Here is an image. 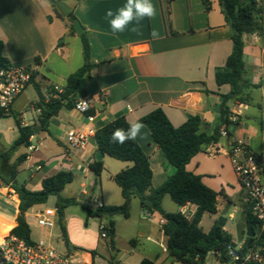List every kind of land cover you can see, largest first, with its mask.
I'll use <instances>...</instances> for the list:
<instances>
[{"label":"crops","instance_id":"obj_1","mask_svg":"<svg viewBox=\"0 0 264 264\" xmlns=\"http://www.w3.org/2000/svg\"><path fill=\"white\" fill-rule=\"evenodd\" d=\"M52 1L0 0V40L4 44V56L11 66L32 67L34 76L29 85H33L36 91L39 88L40 92L37 91L38 97L33 100L25 97L23 92L4 117L15 120L16 116L22 125L25 123L23 126L37 129L29 147L21 146L12 151L11 147L19 136L17 124L16 128L7 126V130L16 134L8 144L3 141L0 127V233L9 230L4 237L11 235L20 214V200L13 184L41 191L45 178L59 171H70L74 179L64 188L62 195L75 199V204L83 202V210L96 196L106 207L124 203L121 188L117 184V188L112 184L106 186L103 175L108 172L109 181L115 182L113 177L133 163L112 161L103 154V172L98 187L99 182L90 169L99 151L94 136L86 150L73 153L66 142L68 130L92 131L95 135L98 129L117 117H125L128 123L137 120L143 123L144 116L160 108L174 127L183 125L189 116L201 117L205 123L204 131L210 136L219 124L223 98L231 92L229 84L219 86L216 82L217 70L225 66L233 51V29L226 21L220 0H153L156 16L142 20L136 31H132L130 25L122 33L112 32L106 12L109 9L115 12L125 0H61L71 7L90 44L93 67L87 74L90 78L86 97L92 99L88 112H94V119L88 120V115L77 109L63 108L44 129L39 123L37 104L48 95L57 97L59 93L54 86L63 90L68 77L84 65L81 37L72 32L67 17L59 16ZM261 23V33L244 37L245 79L253 87L245 90L249 96L247 103L228 102L232 120L240 119L228 131L231 138L242 139L252 151L264 155V16ZM154 30L158 34L156 38L151 35ZM129 105L132 111L128 110ZM26 110H31L33 124L26 121ZM142 134V138L135 141L149 158L152 188L158 189L175 170L163 160L161 150L146 126ZM212 147L220 151L211 154L209 149ZM228 147L229 140L221 136L220 141L195 155L186 169L201 176L203 183L218 194V212L203 215L202 230L209 232L218 219L225 218L224 230L231 235L235 247L243 248L248 237L247 232L241 230L245 218L244 192L227 154ZM22 155H26V159L16 165ZM13 171H16L14 177ZM94 187L98 188V194ZM169 199L166 195L162 200L166 212L184 211L188 218L196 212V205L178 206L175 203L172 206ZM44 208L35 207L25 213L31 235L32 223L28 218ZM70 209L71 206L64 212L69 250H86L93 256L98 242L88 235L96 234L100 222L108 219L97 218V222L86 219L83 229L85 214ZM143 213L140 200L134 198L130 216L125 219L130 227L138 221L136 237L130 240V249L119 252L115 264H140L143 259L156 264H181L168 253L160 224L162 217L150 213L151 217L147 218ZM240 213H243L241 219L238 218ZM113 218L110 219L113 221ZM113 223L114 239H117L119 227L115 221ZM78 232L83 236L80 237ZM112 250L116 251V248ZM209 257L218 264L214 255L207 257V264H213L208 262Z\"/></svg>","mask_w":264,"mask_h":264},{"label":"trees","instance_id":"obj_2","mask_svg":"<svg viewBox=\"0 0 264 264\" xmlns=\"http://www.w3.org/2000/svg\"><path fill=\"white\" fill-rule=\"evenodd\" d=\"M208 2V0H205ZM52 4L61 16L57 8V0ZM221 7L225 14L226 21L233 29V51L228 57L223 68L216 72V82L219 86L229 84L230 94L224 96L220 105L221 118L212 135H207L204 131L205 123L199 116H189L186 122L180 127H174L169 121L164 111L160 108L142 118L143 124L149 129L153 140L161 150L162 158L174 168V173L158 189L152 188L153 173L150 167L149 158L136 141H128L120 145L112 142V132L117 128L127 129L128 121L120 116L112 122L103 126L95 132L94 140L98 150L111 158L131 162L133 165L122 170L113 177L115 183L121 188L124 203L120 206H107L103 209L93 211L90 207L84 209L88 218L108 219L107 227L109 237L114 239V223L110 219L115 215H122L124 218L130 216V205L134 198H138L144 212L158 213L164 223L162 229L166 237L168 253L181 264H206L207 257L214 254L219 262L228 260L227 246L233 245L231 235L224 230L225 218L218 219L209 232H204L200 227V222L205 213L214 215L218 212V194L208 188L202 181L201 176L195 175L186 169L192 158L203 151L212 143L221 139V128L224 126L228 137L231 135L228 129L237 125L240 121L237 118L231 120V110L228 102L237 100L242 103L248 102V95L245 90L253 87L246 79V64L244 61V37L255 33H261L263 26L260 17V6L258 0H220ZM71 23L72 32H76L73 22L77 20L73 12L67 17ZM83 44L84 65L67 79L63 91L52 97L48 102L41 98L37 108L41 109L39 123L47 129L51 118L58 115L63 108L76 109V102L86 97L87 82L89 72L93 65L90 62V44L86 32L80 34ZM4 44L0 40V69L10 66L9 60L3 53ZM34 76V75H33ZM39 92V88H37ZM40 93V92H39ZM94 112H87L92 115ZM7 113L0 108V119L6 117ZM19 136L11 147L12 151L21 146L29 147L31 137L34 136V128L23 126L21 121L15 116ZM26 155L17 159V164L22 163ZM90 169L99 182L103 172V161H93ZM16 171H13V177ZM74 175L70 171H59L47 177L42 182L41 191H31L25 186L13 184L16 190L20 205V214L17 217V226L11 231L12 235L18 236L27 243H33L31 238V228L25 219V213L32 208L44 206L51 196L56 197L57 223L61 226L62 236L68 249L70 242L67 237L64 225L65 209L76 203L75 199L66 198L62 195L64 188L73 182ZM168 195L178 206L188 203L196 205L197 209L191 218L181 212L169 213L164 211L162 200ZM245 220L249 227L253 228L256 236L246 237V244L243 251L255 249L264 256V233H256L259 230L258 222L250 214L247 205L244 207ZM93 256H94V252ZM140 264H156L150 259H143Z\"/></svg>","mask_w":264,"mask_h":264},{"label":"built area","instance_id":"obj_3","mask_svg":"<svg viewBox=\"0 0 264 264\" xmlns=\"http://www.w3.org/2000/svg\"><path fill=\"white\" fill-rule=\"evenodd\" d=\"M34 75L32 67L8 66L0 69V108L9 112L15 99L20 96L31 83ZM54 90L61 93L58 86ZM51 96L44 98L48 102ZM84 100L85 102H82ZM91 98H81L76 102V109L87 113L91 108ZM40 113L41 109H37ZM87 119L92 121L94 117L88 115ZM232 120V118H231ZM25 125V123H23ZM221 136L229 140L227 154L231 160L232 167L237 175L241 188L244 192V203L248 206L250 214L259 224V232L264 233V155L255 153L242 139L228 137L226 128H221ZM94 134L92 131L70 129L66 133V142L71 152L79 153L88 148ZM32 149V148H31ZM220 150L212 147L211 154ZM68 159V157H65ZM41 167H38L40 169ZM90 203V201H89ZM95 210L105 208L102 200L94 201ZM150 218L148 212L143 213ZM186 216L185 212H182ZM35 224L51 231L57 223V208H44L34 216ZM161 220L160 224L163 225ZM101 239L109 236L107 223L101 221L99 224ZM50 238H42L37 242L27 243L15 235H8L0 240V264H93V256L86 250H73L59 252L51 243ZM167 248V247H166ZM87 256V258L85 257ZM211 255H214L211 253ZM228 260L218 264H263L264 256L259 251L251 248L243 251L233 245L227 246ZM207 264V263H206Z\"/></svg>","mask_w":264,"mask_h":264},{"label":"rangeland","instance_id":"obj_4","mask_svg":"<svg viewBox=\"0 0 264 264\" xmlns=\"http://www.w3.org/2000/svg\"><path fill=\"white\" fill-rule=\"evenodd\" d=\"M258 1H259L261 12H263L262 15H260V17H263L264 16V0H258ZM24 92H25V97H27L30 100L36 99L38 97L37 91L33 85H29L25 89ZM25 113H26V116H25L26 121L29 122L30 124H33L34 119L32 117L31 110H26ZM9 125L14 126L16 128V123L13 117H9V118L7 117V118H3L0 120V127L2 128L1 133H2L3 141L5 144L11 143L12 139L16 136L15 133H11L9 130H7V126ZM34 143H36V141ZM110 160L114 161L115 159L110 157ZM100 180L101 178L99 179L98 187L100 186ZM103 182L105 183L106 186L108 184H112L115 188H117V185L115 182L109 181L108 172L104 173ZM77 185L78 183L76 182L75 186ZM94 188L95 190H97L96 194H98V188L97 187H94ZM99 199L100 198L96 196L95 198L91 199L90 203L88 202L86 206L90 207L93 211H96L93 203L94 201L99 200ZM56 201H57L56 197L51 196L49 200L47 201V203L44 205V207L54 208L56 207ZM137 202L138 201H135V204H137ZM169 202L172 204V206H175V203L171 199H169ZM83 205H84L83 202L71 205L70 210H76L78 212L81 210L85 214L83 217L84 219L83 229H84L86 227L87 214H86L85 209L83 210ZM241 216H243V213H240L238 215V218L241 219ZM28 220L32 223V235L31 236H32L33 241L37 242L38 240L42 238H45V239L50 238L52 245L59 252L70 251L68 247L66 246L65 241L63 239L61 226L59 225V223H57L56 226L51 231H47L45 229H42L38 225H36L35 219L33 217L28 218ZM87 221L97 222L98 219L92 217V218H88ZM113 221H115V223L119 227V237L117 239L113 240L109 236L106 239H101L99 229L96 230L98 235H96L97 233L96 234L89 233L88 235L89 237L94 238L95 241L97 240L98 242L97 249L93 251L95 253L93 264H115L116 256L119 254V252L123 250H128L131 248L130 240L135 239L136 237V230L138 229L136 225H138V221H137V224L134 223L133 227H130L128 225V223L126 222V219L122 215L114 216ZM241 230L245 233L247 232V223H246L245 218L242 220ZM256 233L257 234L259 233L258 228L256 229ZM78 235L80 237L83 236L82 232H78ZM113 248H116V251H113L112 250ZM208 262L213 263V264L217 263L216 260L212 257H209Z\"/></svg>","mask_w":264,"mask_h":264},{"label":"clouds","instance_id":"obj_5","mask_svg":"<svg viewBox=\"0 0 264 264\" xmlns=\"http://www.w3.org/2000/svg\"><path fill=\"white\" fill-rule=\"evenodd\" d=\"M156 7L153 0H125V3L119 7L115 12L109 9L106 16L109 19V25L113 33H122L131 25L132 31L137 30V26L145 18L153 19L156 16ZM153 38L157 37L154 30L151 34ZM82 102H85L82 100ZM128 110L132 111L131 105ZM145 125L140 121H133L129 123L127 129L117 128L112 132L111 140L114 143L123 145L128 141H135L142 138V129Z\"/></svg>","mask_w":264,"mask_h":264},{"label":"water","instance_id":"obj_6","mask_svg":"<svg viewBox=\"0 0 264 264\" xmlns=\"http://www.w3.org/2000/svg\"><path fill=\"white\" fill-rule=\"evenodd\" d=\"M57 8L60 11V13L62 14V16L65 18L69 16V14L71 13V10H72L71 7H69L65 2H63L61 0L57 2ZM73 26H74V29H75L77 34L80 35L84 32V28L78 20H75L73 22ZM87 74H88V72H86L84 74V76L86 77ZM34 132L36 133L37 129H35ZM102 155H103V153L99 150L97 152V155H96V161H101ZM111 234H114V231H112ZM247 236L248 237H254L255 236V233L253 232L252 227L248 228Z\"/></svg>","mask_w":264,"mask_h":264},{"label":"bare ground","instance_id":"obj_7","mask_svg":"<svg viewBox=\"0 0 264 264\" xmlns=\"http://www.w3.org/2000/svg\"><path fill=\"white\" fill-rule=\"evenodd\" d=\"M8 231H5V232L0 233V240H2V238L8 233Z\"/></svg>","mask_w":264,"mask_h":264}]
</instances>
